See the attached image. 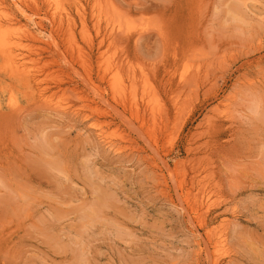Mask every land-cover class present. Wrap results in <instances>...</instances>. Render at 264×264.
I'll use <instances>...</instances> for the list:
<instances>
[{
	"label": "rangeland",
	"instance_id": "1",
	"mask_svg": "<svg viewBox=\"0 0 264 264\" xmlns=\"http://www.w3.org/2000/svg\"><path fill=\"white\" fill-rule=\"evenodd\" d=\"M0 2V264H264V0Z\"/></svg>",
	"mask_w": 264,
	"mask_h": 264
},
{
	"label": "bare ground",
	"instance_id": "2",
	"mask_svg": "<svg viewBox=\"0 0 264 264\" xmlns=\"http://www.w3.org/2000/svg\"><path fill=\"white\" fill-rule=\"evenodd\" d=\"M1 1V0H0ZM21 1V0H20ZM3 2V1H2ZM58 3H59V0H42V7L45 9V11H46V14H47V16L48 17H50L52 20L54 19V22L55 23H57V24H59V25H61V23L62 22H60V21H58L59 19H58V17H57V21H56V15L57 16H59L58 14L60 13L59 11H61V10H59V5H60V7L62 6L61 4L62 3H59V5H58ZM0 4L2 5L3 3H1L0 2ZM3 6V5H2ZM2 6H1V8H2ZM4 8V7H3ZM61 9V8H60ZM7 10V9H6ZM59 10V11H58ZM62 10H64L63 8H62ZM67 10V9H66ZM65 10V11H66ZM4 12H6V11H4ZM59 12V13H58ZM63 14H64V12L63 11H61ZM65 13H67V12H65ZM10 15V14H9ZM13 15V14H12ZM4 16H5V18H4V20H0V59H2V64H0L1 66H4L3 68L1 67V71H3V74H4V76H7L8 78H10V79H13V80H16V82L18 81L19 82V84H21L20 86H22V85H25L26 84V86L29 84L28 83V80L31 78V80H32V83L34 82H36L37 81V79H36V76L34 75V74H31L30 72H28V71H25V69H23V65H22V63H20V59H21V55L20 54H18L17 53V49H18V47L20 46V43L22 42V39H24L25 41H27V42H30V43H34V44H37V46H39V45H44V43H43V41H40V39H38L33 33H31L29 30H27V29H24L23 27H24V25H22V27L20 26L17 30H19V32H21V34L20 35H18V36H20V37H17L16 35H14V34H12V35H10V34H7L6 33V31H7V29H10V28H12V26H14L15 27V25H17V24H19V22L21 21H19V22H17L16 20L17 19H14V18H11L10 16H8V15H5V13H4ZM62 16L63 15H61V17H60V19L62 20ZM16 17V16H15ZM70 17V16H69ZM49 18V19H50ZM65 18H67L68 19V17H65ZM51 19H50V21H51ZM64 20V19H63ZM65 21V20H64ZM60 22V23H59ZM54 23V24H55ZM64 23V22H63ZM65 23H66V21H65ZM24 24V23H23ZM26 24V23H25ZM40 29V34H42V31H44V30H42L43 29V27H41V24L40 23H37L36 24ZM16 28V27H15ZM42 30V31H41ZM108 31H109V29H107ZM111 31L110 32H112V28L110 29ZM113 32H114V29H113ZM14 33H15V31H14ZM41 38V37H40ZM109 38V37H108ZM45 42V41H44ZM46 44V43H45ZM46 46V45H45ZM94 55V54H93ZM100 58V57H99ZM167 63V62H166ZM168 64V63H167ZM166 65V64H165ZM166 67H164V69H165ZM196 79H199V78H196ZM184 80V79H183ZM181 81L183 84H185V81ZM185 80H186V78H185ZM1 83H2V81H1ZM12 83V82H11ZM181 83V84H182ZM193 83V82H192ZM2 84H4V83H2ZM12 86V85H11ZM39 86V85H38ZM180 86V85H179ZM23 87H25V86H23ZM34 87H36V85H34ZM177 87V86H176ZM3 88V87H2ZM122 88V87H121ZM130 88V87H129ZM36 89V88H35ZM37 89H40V87L39 88H37ZM25 90V89H24ZM31 90V89H30ZM37 91V90H36ZM128 91V90H127ZM126 91V92H127ZM25 92H27V91H25ZM28 92H29V90H28ZM27 92V93H28ZM33 92V91H32ZM132 92V91H131ZM122 93V92H121ZM129 93H130V91H129ZM128 93V94H129ZM30 94V93H29ZM174 94V93H173ZM36 95V94H35ZM42 95V94H41ZM26 96V95H25ZM130 96H131V94H130ZM134 96V95H133ZM31 97H32V93H31ZM40 97V96H39ZM127 97V96H126ZM41 98V97H40ZM80 98H81V96H80ZM130 98V97H129ZM138 98V97H137ZM141 98V97H140ZM37 99V98H36ZM115 99V98H114ZM127 99V98H126ZM135 99V98H134ZM133 99V100H134ZM143 99V98H142ZM84 100V99H83ZM11 101H12V99H11ZM174 101V100H173ZM119 102V101H118ZM131 102V101H130ZM10 103H12V102H10ZM123 103V102H122ZM139 103V102H138ZM118 104V103H117ZM116 104V105H117ZM120 104V103H119ZM130 104V103H129ZM132 104V103H131ZM130 104V105H131ZM175 104V103H174ZM173 105V104H172ZM176 105V104H175ZM178 105V104H177ZM126 106V105H125ZM160 106V105H159ZM131 107V106H130ZM129 108V107H128ZM148 108V107H147ZM130 109V108H129ZM135 109V108H134ZM152 109V108H151ZM147 109H145V111H146ZM160 110V109H159ZM142 111H143V109H142ZM144 111V112H145ZM133 112V111H132ZM135 112V111H134ZM138 118H139V116H138ZM150 118V117H149ZM161 118V117H160ZM153 119V118H152Z\"/></svg>",
	"mask_w": 264,
	"mask_h": 264
}]
</instances>
